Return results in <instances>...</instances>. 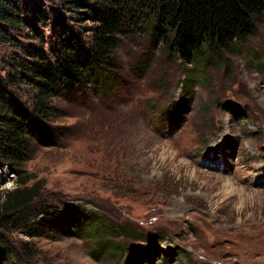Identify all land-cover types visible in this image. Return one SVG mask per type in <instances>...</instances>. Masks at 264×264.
<instances>
[{"label":"rangeland","instance_id":"obj_1","mask_svg":"<svg viewBox=\"0 0 264 264\" xmlns=\"http://www.w3.org/2000/svg\"><path fill=\"white\" fill-rule=\"evenodd\" d=\"M27 32H8L14 47L0 42V80L28 105L33 93L9 82L8 65L30 61L35 48L50 59L54 41L49 27L35 41ZM114 57L104 90L87 85L53 100L56 145L31 139L19 171L26 187L39 186L35 218L72 204L125 226L133 237L110 239L133 250L98 257L97 238L74 237L68 218L32 238L11 232L12 243L32 249L20 264H264V14L222 63L182 62L146 30L119 37ZM17 178L0 167V192Z\"/></svg>","mask_w":264,"mask_h":264},{"label":"trees","instance_id":"obj_2","mask_svg":"<svg viewBox=\"0 0 264 264\" xmlns=\"http://www.w3.org/2000/svg\"><path fill=\"white\" fill-rule=\"evenodd\" d=\"M61 12L47 11L43 0H0V42L16 46L8 32L22 38L40 39L39 28H50L54 48L49 56L42 48L26 53L30 61L8 65L9 82L30 89V104L21 103L0 80V167L17 175V187L0 192V264H20L31 258L32 249L17 246L11 232L28 238L35 229L54 226L65 219L75 222L77 239L97 238L98 257L106 250L122 258L131 252L125 242H114L111 235L128 238L133 234L125 226L108 224L105 216L95 212L82 214L72 204L62 210H41L32 214L31 204L39 197V186L26 187L28 177L20 169L31 152V139L56 145L55 128L49 126L52 102L70 93L83 94L87 85L104 90L114 69V48L119 37L127 38L146 30L151 40L175 54L181 61L196 65L213 60L222 63L223 55L235 53L255 35L264 14V0H48ZM67 13L70 16H66ZM51 16V18H50ZM79 25L77 32L71 24ZM82 35L87 36L86 39ZM26 57V58H27ZM102 86V87H101ZM57 131V130H56ZM62 213L57 219V216ZM83 219V220H82ZM134 236V235H133ZM132 236V237H133ZM19 248V249H18ZM18 260V261H17Z\"/></svg>","mask_w":264,"mask_h":264},{"label":"bare ground","instance_id":"obj_3","mask_svg":"<svg viewBox=\"0 0 264 264\" xmlns=\"http://www.w3.org/2000/svg\"><path fill=\"white\" fill-rule=\"evenodd\" d=\"M232 191H233V186H230V185H229V192H228V194H231Z\"/></svg>","mask_w":264,"mask_h":264}]
</instances>
